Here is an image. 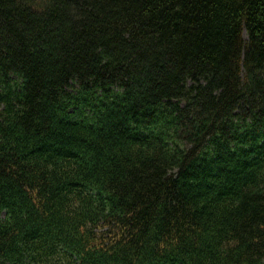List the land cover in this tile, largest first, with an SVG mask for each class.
<instances>
[{
	"label": "trees",
	"instance_id": "1",
	"mask_svg": "<svg viewBox=\"0 0 264 264\" xmlns=\"http://www.w3.org/2000/svg\"><path fill=\"white\" fill-rule=\"evenodd\" d=\"M0 264H264V0H0Z\"/></svg>",
	"mask_w": 264,
	"mask_h": 264
}]
</instances>
